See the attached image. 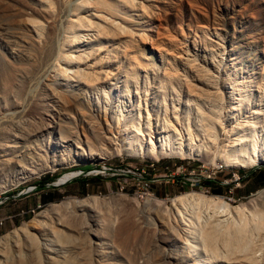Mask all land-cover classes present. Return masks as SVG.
<instances>
[{
	"label": "rangeland",
	"instance_id": "1",
	"mask_svg": "<svg viewBox=\"0 0 264 264\" xmlns=\"http://www.w3.org/2000/svg\"><path fill=\"white\" fill-rule=\"evenodd\" d=\"M83 1L0 0V174L26 168L27 163L17 160L23 153H38L44 162L53 161V155L60 159L53 170L35 172L0 192V198L92 171L55 189H36L3 201L2 217H16L12 226L0 230V237L53 204L91 196L109 202L116 197L120 203L109 202V208L93 213L103 219L101 232L107 241L102 252H93L84 235L70 227L63 230L62 242L66 247L73 240L74 246L67 247L64 264H252L250 251L264 247L263 206L258 207L260 219L246 218L240 228L217 227L206 251L202 232L212 226L200 227V241L193 249L182 237L171 240L166 235L169 241L161 242L165 232L147 200L153 196L171 206L177 196L201 192L222 196L232 205L249 202L264 192V164L228 168L212 155L210 160H156L117 154L103 141L112 122L117 128L126 123L181 138L198 134L209 116L217 123L219 117H251L264 138V0ZM54 26L61 36L57 53L62 46L65 60L75 63L69 74L56 80L52 61L42 52ZM79 35L81 43L74 39ZM66 36L69 46H63ZM75 55L81 58L77 62ZM20 120L28 124L24 130L41 128L31 132L33 136L25 130L21 140L9 138L5 144V134ZM10 158L14 161L3 162ZM125 223L129 230L120 233ZM176 248L181 253L172 260L171 251V260L165 261ZM32 260L17 258L6 264H35ZM49 264L61 263L56 259Z\"/></svg>",
	"mask_w": 264,
	"mask_h": 264
},
{
	"label": "bare ground",
	"instance_id": "2",
	"mask_svg": "<svg viewBox=\"0 0 264 264\" xmlns=\"http://www.w3.org/2000/svg\"><path fill=\"white\" fill-rule=\"evenodd\" d=\"M76 2L77 0H74L73 4ZM56 27L54 26L50 29L46 44L44 45V48L42 47L43 54L49 58V62L52 61L51 66L52 71H55L53 75L55 80L58 79L60 75L65 76L66 74H69V68L75 65L74 62L69 64V60H65V51L62 46H60V53H57L56 50L61 43V36L59 31L57 32ZM67 36L64 37L63 46H69L68 40L70 37ZM74 39H77L75 40L76 42H80L79 40L82 39V36L79 35ZM73 57H75L74 60L77 62L80 55H75ZM82 59L84 60V57ZM232 109H235V105L232 106ZM209 115H212V112L211 114H208V116ZM210 117L211 116L205 119L206 123L200 125L198 134L187 133V135H183L184 137L182 136L181 138H178L176 134L167 130L159 132V130L156 129L155 131L153 130L149 132L147 127L135 128L126 123H121L117 128L114 125L115 122H112V124L109 125L110 127H108V130L104 131L106 135L104 136V133H102L104 136L103 144L106 142L105 144L107 146L108 143L117 154L122 152L156 160H159L162 157L182 159H204L207 157L206 159L209 158L210 160L209 156L212 155L211 157H216L228 168L247 169L264 164V138L259 136V126L255 120H250L251 117H249L250 119L240 118L239 120H228L223 118L220 120L219 117L217 123L214 120L211 122ZM25 122L26 121L23 120H20L18 123L11 122L12 125L10 131L4 136L5 144L8 142L9 138H12V140L16 139L15 141H17L27 135L24 132L26 130H24V127H27L28 124L26 125ZM8 124H10V122H8ZM39 128L41 127H36L32 130L30 129L31 131L28 128L30 131L29 134L31 132H33V135L37 134L36 130ZM102 134L101 137L103 138ZM33 135L30 134V136ZM6 149L7 146H4L2 150ZM107 149L109 148L107 147ZM33 153H23L17 158L19 163H21L20 165H25L27 163V166H25L26 168L23 169L24 166H19L20 170L14 175H12L11 170H6L4 173L0 174V192H6L10 188L18 186L20 183H23L35 174V172L39 173V170H53L54 167L60 165L58 162L60 159L54 155L51 159L53 161L44 162L39 159L41 157L40 155L37 157L38 153ZM90 154H93V152ZM9 155L11 154L8 151L7 156ZM13 161L14 159L10 158L3 162L9 164ZM2 165L3 164L0 162V171L3 170ZM62 181L63 180L58 183H61ZM261 194L262 195H260L259 198L239 205L228 203L222 196L205 195L201 192H191L177 196L172 199L171 206H167L166 201L153 196L147 200V203L151 209L154 207L157 211L156 218L159 222V229L165 232L162 236L163 239L161 242H163V240L169 241L167 237L172 238L171 240L182 237L186 238L183 243L190 242L193 249V244L198 243L201 234L204 233V249L209 251L210 249L206 242L214 240V234L217 233V227L232 224L233 226L240 228L246 218L254 217V215H256V217L260 219L262 213L258 210V207L261 205L264 208V192ZM98 198L96 196H91L81 200L68 199L60 204H53L29 222L24 223L22 226L0 237V264L9 263L17 258H31L35 264H49L52 260L57 259L61 264H64V260L62 259H66V255L69 253L68 249L70 248L68 246L72 244L73 240H70L71 244H68V246L65 247L62 242L64 239L62 240V238H64L63 232L68 231L70 227L75 229V231L77 230L79 234L81 233V235H84L85 239L88 241L86 242L87 245L90 246L92 251L94 250L93 252L97 251V253H101L103 249L102 247L105 245V243H103L105 238L102 237L103 234L101 232L103 219L98 217V213L97 215L93 213L97 209L101 210V208L103 209L104 207L106 209L109 208V205L107 207V204H110L109 202L114 201L115 203H112V206H114V204L117 205L120 199L114 197L115 199H112L109 202L105 199L106 202L102 199L99 200ZM201 226H212V229L205 233L202 232L203 228H200ZM129 227V224L125 223L121 225L119 232L126 233L129 230ZM83 228L85 230H83ZM260 234L262 236L261 240L264 241V225L260 227ZM105 240L107 241V239ZM71 246L74 245L72 244ZM180 249H171L170 252H168L169 255L165 261L171 260V251L172 260L174 258L173 256L177 257L179 253H181ZM249 259L252 264H264V247L251 250L249 253ZM90 261L92 262V260ZM88 262L89 261H87V263Z\"/></svg>",
	"mask_w": 264,
	"mask_h": 264
},
{
	"label": "water",
	"instance_id": "3",
	"mask_svg": "<svg viewBox=\"0 0 264 264\" xmlns=\"http://www.w3.org/2000/svg\"><path fill=\"white\" fill-rule=\"evenodd\" d=\"M92 171L90 170H84V171H78L75 174H73L71 177L65 179L64 181H62L61 183H58V181L49 183V184H44V185H35V186H31L26 188L24 191L19 192L17 195L15 196H4L0 198V203H2L3 201H5L8 198H19L22 197L26 194H28L29 192H32L33 190H41V189H55L59 186H62L64 184H66L67 182L73 180V179H77L78 177L82 176V175H87L90 174ZM116 173H125V172H118V171H114ZM174 178V177H173ZM141 180H146V181H150L152 179H146V178H142Z\"/></svg>",
	"mask_w": 264,
	"mask_h": 264
},
{
	"label": "crops",
	"instance_id": "4",
	"mask_svg": "<svg viewBox=\"0 0 264 264\" xmlns=\"http://www.w3.org/2000/svg\"><path fill=\"white\" fill-rule=\"evenodd\" d=\"M0 217H2V211H0ZM5 217H10V220L6 221L4 226L2 228H0V230L5 229L8 224H9V226H12L14 223L13 218L16 217V214H14V215L8 214V216L6 215V216H3L2 218H5Z\"/></svg>",
	"mask_w": 264,
	"mask_h": 264
},
{
	"label": "built area",
	"instance_id": "5",
	"mask_svg": "<svg viewBox=\"0 0 264 264\" xmlns=\"http://www.w3.org/2000/svg\"><path fill=\"white\" fill-rule=\"evenodd\" d=\"M1 204V203H0ZM7 220H10V217L1 218L0 217V228H2Z\"/></svg>",
	"mask_w": 264,
	"mask_h": 264
},
{
	"label": "trees",
	"instance_id": "6",
	"mask_svg": "<svg viewBox=\"0 0 264 264\" xmlns=\"http://www.w3.org/2000/svg\"><path fill=\"white\" fill-rule=\"evenodd\" d=\"M86 169H88V167H85ZM207 184H215L213 181H208ZM36 185H44V184H36Z\"/></svg>",
	"mask_w": 264,
	"mask_h": 264
}]
</instances>
